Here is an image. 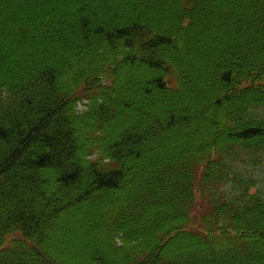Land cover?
Listing matches in <instances>:
<instances>
[{"label":"trees","instance_id":"1","mask_svg":"<svg viewBox=\"0 0 264 264\" xmlns=\"http://www.w3.org/2000/svg\"><path fill=\"white\" fill-rule=\"evenodd\" d=\"M245 166L264 0H0V264H264Z\"/></svg>","mask_w":264,"mask_h":264},{"label":"rangeland","instance_id":"2","mask_svg":"<svg viewBox=\"0 0 264 264\" xmlns=\"http://www.w3.org/2000/svg\"><path fill=\"white\" fill-rule=\"evenodd\" d=\"M80 110L83 109V106L80 105L79 106ZM250 174H253L254 177H257V178H263L264 179V171H260L259 168H253V166H249V167H244ZM256 169V171H254ZM263 184V180L262 182L260 183V185ZM255 192V190H254ZM201 206V205H200ZM73 238H76V235H70L68 238H67V241H69L71 243L72 239Z\"/></svg>","mask_w":264,"mask_h":264}]
</instances>
